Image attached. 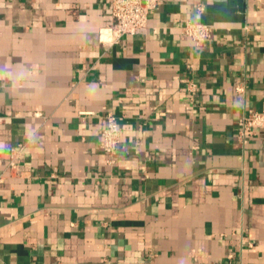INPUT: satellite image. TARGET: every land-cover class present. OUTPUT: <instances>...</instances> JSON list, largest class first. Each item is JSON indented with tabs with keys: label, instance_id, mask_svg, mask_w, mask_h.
<instances>
[{
	"label": "crops",
	"instance_id": "1",
	"mask_svg": "<svg viewBox=\"0 0 264 264\" xmlns=\"http://www.w3.org/2000/svg\"><path fill=\"white\" fill-rule=\"evenodd\" d=\"M112 23V0H0V174L30 171L0 188V264H264V130L239 137L264 0H164L110 45Z\"/></svg>",
	"mask_w": 264,
	"mask_h": 264
},
{
	"label": "built area",
	"instance_id": "2",
	"mask_svg": "<svg viewBox=\"0 0 264 264\" xmlns=\"http://www.w3.org/2000/svg\"><path fill=\"white\" fill-rule=\"evenodd\" d=\"M163 2L164 0H112V39L108 43L116 44L147 27L150 16ZM183 32L192 38L197 46H201L211 37L212 28L204 23L188 22ZM106 122L100 148L106 153L115 155L121 141V130L117 119L111 113L106 116ZM262 130H264V111L249 112L241 118L239 137L244 143ZM21 152L22 150L11 155L6 169L0 174V188L9 179L29 176V169L20 163Z\"/></svg>",
	"mask_w": 264,
	"mask_h": 264
}]
</instances>
